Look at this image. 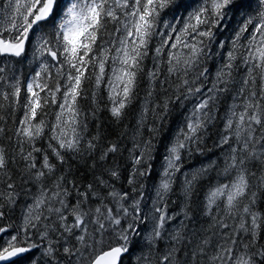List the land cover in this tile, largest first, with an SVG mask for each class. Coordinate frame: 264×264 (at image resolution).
<instances>
[{
    "label": "snow or ice",
    "instance_id": "6c2138e0",
    "mask_svg": "<svg viewBox=\"0 0 264 264\" xmlns=\"http://www.w3.org/2000/svg\"><path fill=\"white\" fill-rule=\"evenodd\" d=\"M0 264H264V0H0Z\"/></svg>",
    "mask_w": 264,
    "mask_h": 264
}]
</instances>
